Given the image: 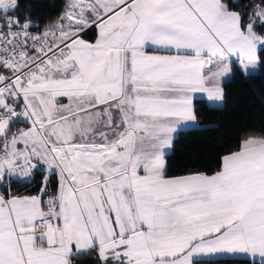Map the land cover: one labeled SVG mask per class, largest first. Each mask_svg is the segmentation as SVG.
<instances>
[{
	"label": "snow or ice",
	"instance_id": "1",
	"mask_svg": "<svg viewBox=\"0 0 264 264\" xmlns=\"http://www.w3.org/2000/svg\"><path fill=\"white\" fill-rule=\"evenodd\" d=\"M19 8L0 0V264H264V130L167 168L195 101L264 67V0Z\"/></svg>",
	"mask_w": 264,
	"mask_h": 264
},
{
	"label": "trees",
	"instance_id": "2",
	"mask_svg": "<svg viewBox=\"0 0 264 264\" xmlns=\"http://www.w3.org/2000/svg\"><path fill=\"white\" fill-rule=\"evenodd\" d=\"M63 7L64 0H20L18 12L30 10L34 20H54ZM222 87L225 96L220 107L195 101L199 127L176 134L167 154L169 175L215 171L219 158L236 146L242 133L264 130V67L247 76H230ZM216 264L239 261L225 258Z\"/></svg>",
	"mask_w": 264,
	"mask_h": 264
},
{
	"label": "crops",
	"instance_id": "3",
	"mask_svg": "<svg viewBox=\"0 0 264 264\" xmlns=\"http://www.w3.org/2000/svg\"><path fill=\"white\" fill-rule=\"evenodd\" d=\"M256 71H257V69H255V70H250L248 74L255 73ZM229 78H230V77L225 78V79L223 80L222 84H223L225 81L229 80ZM205 102H206V104H207L208 106H210V107H220V106L222 105V103H223V102H212V103H210V102H207L206 100H205ZM198 127H199V126H198V124H197L196 121H195V122H189V125L186 126V127H182V128L180 129V131H181V130H186V129L198 128ZM169 152H170V151H169ZM169 152H168V153H169ZM219 259H225V258L222 257V258H219ZM230 259H238V258L232 257V258H230Z\"/></svg>",
	"mask_w": 264,
	"mask_h": 264
}]
</instances>
